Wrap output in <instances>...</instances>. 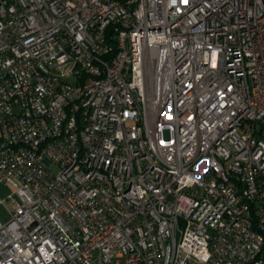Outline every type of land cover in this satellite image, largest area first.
Returning <instances> with one entry per match:
<instances>
[{
	"label": "built area",
	"instance_id": "1",
	"mask_svg": "<svg viewBox=\"0 0 264 264\" xmlns=\"http://www.w3.org/2000/svg\"><path fill=\"white\" fill-rule=\"evenodd\" d=\"M0 185V264H264V0H0Z\"/></svg>",
	"mask_w": 264,
	"mask_h": 264
},
{
	"label": "crops",
	"instance_id": "2",
	"mask_svg": "<svg viewBox=\"0 0 264 264\" xmlns=\"http://www.w3.org/2000/svg\"><path fill=\"white\" fill-rule=\"evenodd\" d=\"M10 190L11 189L9 187L0 185V193L1 191H4L3 194H0V197L5 198L6 193H8ZM9 206H7V201L4 204H0V220L1 221H6L9 219V209H10Z\"/></svg>",
	"mask_w": 264,
	"mask_h": 264
},
{
	"label": "rangeland",
	"instance_id": "3",
	"mask_svg": "<svg viewBox=\"0 0 264 264\" xmlns=\"http://www.w3.org/2000/svg\"><path fill=\"white\" fill-rule=\"evenodd\" d=\"M52 171L56 173V172L58 171V168H57L56 166H52ZM3 193H4V191H1L0 194H3ZM6 195H7V193H6ZM6 195H5V196H6ZM2 196H3V195H2ZM9 205H10L9 202L7 201V206H9Z\"/></svg>",
	"mask_w": 264,
	"mask_h": 264
}]
</instances>
